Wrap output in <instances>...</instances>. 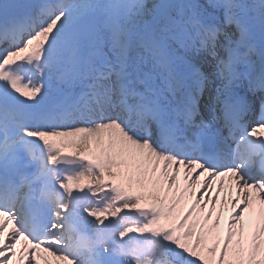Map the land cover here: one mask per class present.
Listing matches in <instances>:
<instances>
[{
	"label": "snow or ice",
	"instance_id": "6c2138e0",
	"mask_svg": "<svg viewBox=\"0 0 264 264\" xmlns=\"http://www.w3.org/2000/svg\"><path fill=\"white\" fill-rule=\"evenodd\" d=\"M258 132L264 0H0V264H264Z\"/></svg>",
	"mask_w": 264,
	"mask_h": 264
},
{
	"label": "bare ground",
	"instance_id": "6f19581e",
	"mask_svg": "<svg viewBox=\"0 0 264 264\" xmlns=\"http://www.w3.org/2000/svg\"><path fill=\"white\" fill-rule=\"evenodd\" d=\"M44 255H45V253H44ZM44 255L41 257V260H40L41 264H45V260L49 261L50 264H56V262L52 261L51 257H47Z\"/></svg>",
	"mask_w": 264,
	"mask_h": 264
},
{
	"label": "rangeland",
	"instance_id": "374dc122",
	"mask_svg": "<svg viewBox=\"0 0 264 264\" xmlns=\"http://www.w3.org/2000/svg\"><path fill=\"white\" fill-rule=\"evenodd\" d=\"M257 136H258V137H261V138H263V137H264V135H262L261 133H260V134H258Z\"/></svg>",
	"mask_w": 264,
	"mask_h": 264
}]
</instances>
